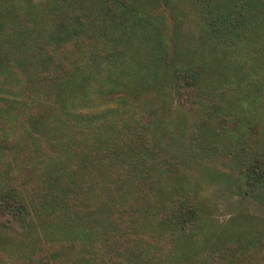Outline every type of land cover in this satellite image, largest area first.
<instances>
[{
    "label": "trees",
    "instance_id": "trees-1",
    "mask_svg": "<svg viewBox=\"0 0 264 264\" xmlns=\"http://www.w3.org/2000/svg\"><path fill=\"white\" fill-rule=\"evenodd\" d=\"M161 2L0 0V229L59 234L22 264H264V224L215 230L191 172L264 204V0H184L181 44Z\"/></svg>",
    "mask_w": 264,
    "mask_h": 264
},
{
    "label": "rangeland",
    "instance_id": "rangeland-1",
    "mask_svg": "<svg viewBox=\"0 0 264 264\" xmlns=\"http://www.w3.org/2000/svg\"><path fill=\"white\" fill-rule=\"evenodd\" d=\"M186 8L187 4L184 0H172L170 6L164 0L161 2L158 11L164 14V29L170 41L175 40V42L179 41L180 44L183 43V29L191 25L188 17L184 16L185 11H187ZM173 102L174 98L171 99L172 126L177 131V134L182 137L183 127L188 128L189 126L184 125L183 112L175 109ZM245 126H247V123ZM221 142H224V140ZM24 160L25 158L21 159L20 157L18 165L14 166V171L18 170V166L21 167V170L18 171L20 179L17 185L21 187L25 185V188L27 186L39 190L42 185V183H38L37 179L40 175L38 171L40 167L37 163L27 167ZM215 163L208 160V157L200 159L197 155L191 162V172L197 180L199 197L206 207L207 221H209L210 225H213L217 231L226 228L232 231L234 228L248 229L256 223L264 224V204H260L249 197L243 198L233 194L227 188L225 179L216 176L217 166ZM35 227L36 230L32 232L38 233L37 241L33 238L27 240L24 236L20 237L17 234L0 229V264H10L11 258L16 259L19 257L20 259V256H23L24 252H27L29 248L26 246L27 244L32 245L34 242L47 246L45 244L47 241L59 237V234L55 231V226L45 227L44 231L40 230L38 224ZM32 236L34 237V233ZM22 262V259L18 261L19 264H22Z\"/></svg>",
    "mask_w": 264,
    "mask_h": 264
}]
</instances>
